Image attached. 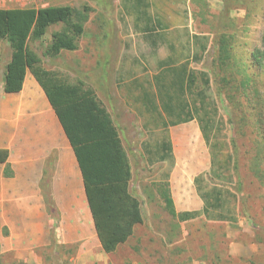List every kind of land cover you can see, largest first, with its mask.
<instances>
[{"label": "rangeland", "instance_id": "obj_1", "mask_svg": "<svg viewBox=\"0 0 264 264\" xmlns=\"http://www.w3.org/2000/svg\"><path fill=\"white\" fill-rule=\"evenodd\" d=\"M44 5L79 12L84 32L73 51L48 54L54 33H71L64 23L28 47L55 82L79 85L109 114L141 205L144 224L111 264H264V0ZM183 67L196 78L185 95L174 84ZM185 102L195 119L173 126Z\"/></svg>", "mask_w": 264, "mask_h": 264}, {"label": "crops", "instance_id": "obj_2", "mask_svg": "<svg viewBox=\"0 0 264 264\" xmlns=\"http://www.w3.org/2000/svg\"><path fill=\"white\" fill-rule=\"evenodd\" d=\"M11 57L9 42L2 41L0 253L5 255L4 263L111 264V257L136 237L144 223L136 224L114 252L105 251L74 148L44 89L28 70L20 92H5ZM5 227L7 235H3Z\"/></svg>", "mask_w": 264, "mask_h": 264}, {"label": "trees", "instance_id": "obj_3", "mask_svg": "<svg viewBox=\"0 0 264 264\" xmlns=\"http://www.w3.org/2000/svg\"><path fill=\"white\" fill-rule=\"evenodd\" d=\"M84 20L85 17L68 6L0 9V44L7 40L12 49L5 75V92H20L28 70L44 89L74 148L100 241L105 251L112 253L133 234L136 224L144 223L140 202L130 192L132 173L119 132L92 93L79 85L55 82L54 74L41 68L39 58L28 47L30 38L40 39L52 25L64 23L71 33H54L48 54L56 55L64 49L76 50V40L84 32ZM201 47L203 52L207 50L203 44ZM222 49L227 54V49ZM195 81V75L183 67L174 84L185 95L192 91ZM205 84L208 87L210 81L206 79ZM188 107L187 102L182 104L185 116L172 122L173 126L195 119L192 112L186 110ZM168 108L171 109L170 105L165 104V109ZM200 122L203 124V120ZM207 129L203 127V132L210 142ZM161 147L164 153L171 151L168 140ZM3 160L0 153V161ZM215 201L220 205L218 198ZM196 215L187 213L182 219L190 220ZM217 219L236 222L235 217L225 214L217 215Z\"/></svg>", "mask_w": 264, "mask_h": 264}, {"label": "built area", "instance_id": "obj_4", "mask_svg": "<svg viewBox=\"0 0 264 264\" xmlns=\"http://www.w3.org/2000/svg\"><path fill=\"white\" fill-rule=\"evenodd\" d=\"M46 2L51 0H0V9L2 8H41Z\"/></svg>", "mask_w": 264, "mask_h": 264}]
</instances>
